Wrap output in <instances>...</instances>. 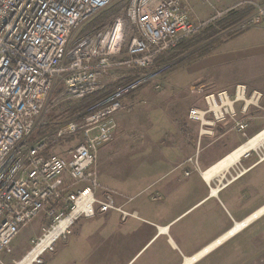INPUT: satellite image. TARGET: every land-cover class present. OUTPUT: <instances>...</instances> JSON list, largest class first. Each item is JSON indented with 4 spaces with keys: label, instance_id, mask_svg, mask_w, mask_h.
Returning a JSON list of instances; mask_svg holds the SVG:
<instances>
[{
    "label": "built area",
    "instance_id": "2783aa9c",
    "mask_svg": "<svg viewBox=\"0 0 264 264\" xmlns=\"http://www.w3.org/2000/svg\"><path fill=\"white\" fill-rule=\"evenodd\" d=\"M112 1L0 0V258L10 252L17 235L39 216L47 220V229L31 241L32 248L16 264H41L43 253L53 251V245L59 238L64 240L69 227L81 217L91 219L113 211L122 222L138 218L136 212L115 205L112 193L98 183L95 169L99 152L115 133V115L125 110L120 98L162 71L160 68L154 75L147 73L161 66L155 62L162 53L239 8L236 5L215 11L210 19L198 22L191 18L189 0H130L123 16L74 39L82 26ZM261 18L264 12L258 9L257 14L239 23L240 30L257 24ZM123 20L136 32L125 49ZM119 71L125 75L117 82L130 83L89 113H80L53 127L42 122L58 82L63 83V96L80 101L102 90L108 85L104 82L115 79L114 73ZM263 99L261 91L242 84L231 92L205 94L203 106L187 112V122L197 127V151L185 161L189 168L184 176L200 173L201 140L213 137L219 125L232 123V130L246 136L252 111H264ZM41 127L48 129L30 141ZM77 137L80 143L61 156L44 153L63 140ZM253 154L255 163H262L264 145ZM244 173L243 169H234L226 183ZM98 190H102L100 200ZM78 201L85 211L34 262H24L54 226L73 212Z\"/></svg>",
    "mask_w": 264,
    "mask_h": 264
},
{
    "label": "rangeland",
    "instance_id": "374dc122",
    "mask_svg": "<svg viewBox=\"0 0 264 264\" xmlns=\"http://www.w3.org/2000/svg\"><path fill=\"white\" fill-rule=\"evenodd\" d=\"M129 1L113 0L106 10L83 25L80 34L76 35L74 39L99 29L115 17L123 16ZM192 2L196 7H200L201 3L208 4L211 0H191ZM236 5H239L238 12L245 11V16L238 22L226 26L223 22L226 17H219L207 27L185 39L186 41L202 40L210 32L216 33V36L204 41L196 48L179 50L178 46L181 41L178 46L169 51L175 54L181 53L175 62L147 71L154 75L162 68V71L145 85L120 98L125 110L115 115V133L111 142L101 149V153L99 152L95 168L98 183L103 189L112 193L115 205L124 206L131 203L140 194H147L149 199L154 200L159 195L157 186L172 181L183 182V172L187 169V165L184 163L192 157L193 151L195 153L197 151L194 145V140L197 139V127L188 123L186 116L191 108L203 106L205 94L218 91L231 92L236 85L242 84L248 89L259 90L264 95V18H261L255 25L247 26L246 29L240 30L239 28V23L257 14L258 9L264 12V0H240L233 6ZM205 8L207 9L209 6L206 5ZM223 10L225 8L214 9L209 19L215 11ZM107 15L108 17H106ZM97 20H101V22L94 26L93 24ZM123 33L125 49L129 38L136 33L125 20H123ZM242 35L247 38V41L246 39L233 41ZM224 44H227L226 47L221 48ZM243 44H247L244 57L240 60H230L229 53L237 49L240 51V48L243 50L245 46ZM208 46H211L212 50L207 55L197 58L202 49ZM184 59H189L190 62L174 69L173 65ZM123 75H125L123 71L114 73L116 78L107 79L104 84H108L106 86L114 85ZM63 89V83L58 82L43 113L42 122L50 124L52 127L54 124L70 120L80 114H72L70 111L78 106L80 101L67 99L63 96ZM262 106L264 109V99ZM92 108H88L85 113H89ZM225 124H227V128L222 132H219L217 127L213 137L201 140L199 148L201 157L206 153L220 152L224 144L234 138H239L238 146H240L262 131L264 129V111H252L249 128L245 132L246 136L232 130V123ZM253 130H256L255 134L248 136L247 133H252ZM39 131L40 128L34 132L30 141L40 136ZM225 134L226 136L223 138L222 135ZM79 143V137L70 138L49 147L44 153L61 156ZM248 159L253 162L257 161L253 152ZM235 166L229 169V172L224 173L226 174L225 178L222 175L219 178H214L210 183L211 187L217 189L219 183L225 184L226 181H229V174L233 172V169H236ZM192 176L193 178L197 177L195 174ZM170 187L174 188L172 185ZM101 193L102 190L97 191L99 200L102 198ZM77 221L73 232L85 222L82 217ZM43 229H47V220L44 216H39L17 235L11 244L10 252L1 256V264L18 263L32 248L31 241L41 237ZM262 229V249L247 250L249 256L251 255L250 251L252 255L256 251L258 264H264V228ZM59 239L53 245V251L61 243L62 240ZM53 251L47 250L43 253L40 257L41 264L48 256L52 255Z\"/></svg>",
    "mask_w": 264,
    "mask_h": 264
},
{
    "label": "crops",
    "instance_id": "0c3cea01",
    "mask_svg": "<svg viewBox=\"0 0 264 264\" xmlns=\"http://www.w3.org/2000/svg\"><path fill=\"white\" fill-rule=\"evenodd\" d=\"M238 1L211 0L196 7L189 0L188 5L192 20L204 22L214 9H227ZM239 39L247 41L244 35L233 41ZM243 45V50L229 53L230 60L244 57L247 44ZM225 128L227 124L219 125L218 131ZM255 132L247 134L252 136ZM238 139L225 143L220 152L199 155L200 173L185 177L182 169L183 182L157 186L156 199L140 194L123 206L136 212L138 218L122 222L119 214L109 211L84 219L73 232L78 221L74 222L43 264H258L256 251L254 255L250 251L249 256L247 250L263 247L264 214L244 228L235 227L264 207V161L256 164L241 158L234 166L245 173L218 189L211 187L213 179L206 182L201 176L203 170L239 147ZM194 174L197 177L193 178ZM222 176L225 178L226 174Z\"/></svg>",
    "mask_w": 264,
    "mask_h": 264
},
{
    "label": "bare ground",
    "instance_id": "6f19581e",
    "mask_svg": "<svg viewBox=\"0 0 264 264\" xmlns=\"http://www.w3.org/2000/svg\"><path fill=\"white\" fill-rule=\"evenodd\" d=\"M264 145V129L254 135L252 138L247 140L245 143L234 149L224 158H222L219 162L211 166L210 168L206 169L201 173L202 178L206 182H210L212 179L223 175L225 172L228 171L229 168L237 164L241 158H243L247 153L254 152L261 148ZM217 191L214 190L213 194H216ZM86 207L78 201L76 206L73 209V212L64 219H61L47 234V236L39 243V245L31 250L30 255L24 260V262H34L36 258L41 254L42 251L49 248L53 240H55L58 236L62 235L69 225L72 223L74 218L80 213L85 211ZM264 214V207L260 209L258 212L254 213L251 217L247 220L243 221L236 225L235 230L240 228H244L247 226L251 221L259 218L261 215ZM234 230V231H235ZM232 231L231 233L233 234ZM230 233V234H231Z\"/></svg>",
    "mask_w": 264,
    "mask_h": 264
},
{
    "label": "trees",
    "instance_id": "16d2710c",
    "mask_svg": "<svg viewBox=\"0 0 264 264\" xmlns=\"http://www.w3.org/2000/svg\"><path fill=\"white\" fill-rule=\"evenodd\" d=\"M243 16H245V11H242V12L236 11V12L229 14L223 22L226 24V26L232 25V24H235L236 22H238ZM106 17H108V15ZM99 22H101V20H97L95 22V24H93V25L96 26L97 25L96 23H99ZM210 31H212V30H210ZM214 36H216V33L212 31L206 37H204V39H202V40H195V41H188V40L186 41L185 40V41H182L180 43V45L178 46V48H179V50H182V51L190 50V49L196 48L197 46H199L204 41H208V40L212 39ZM211 50H212L211 46H208V47L202 49V51L199 53L197 58L207 55ZM180 54L181 53L175 54L173 52L162 53L158 57V59L156 60L155 64L156 65L172 64L173 62H175L178 59V56ZM189 59H186V60L184 59L183 61H180V62L174 64L173 65L174 69L177 67H180L186 63L188 64V62H190ZM129 83H130V80H122V81H120L114 85L105 86L102 90L80 100V104H78V106L74 107L70 111L72 112V114H78V113L86 112L88 108L95 107L96 105L100 104L101 102H103L104 100H106L110 96H112L117 90L122 89L123 87H125ZM47 129H48V127H41L38 134L39 135L43 134V132H45Z\"/></svg>",
    "mask_w": 264,
    "mask_h": 264
}]
</instances>
